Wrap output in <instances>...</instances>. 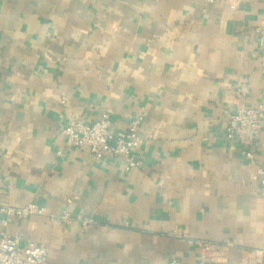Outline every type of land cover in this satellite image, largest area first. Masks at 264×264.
<instances>
[{
	"label": "crops",
	"instance_id": "obj_1",
	"mask_svg": "<svg viewBox=\"0 0 264 264\" xmlns=\"http://www.w3.org/2000/svg\"><path fill=\"white\" fill-rule=\"evenodd\" d=\"M260 25L264 0H0V207L43 209L0 234L46 264H199V239L264 264V122L252 158L225 133L264 102ZM105 112L114 135L143 116L140 167L66 145Z\"/></svg>",
	"mask_w": 264,
	"mask_h": 264
},
{
	"label": "built area",
	"instance_id": "obj_2",
	"mask_svg": "<svg viewBox=\"0 0 264 264\" xmlns=\"http://www.w3.org/2000/svg\"><path fill=\"white\" fill-rule=\"evenodd\" d=\"M256 39L260 48L264 49V25L255 28ZM247 87L241 88L246 91ZM229 122L225 127V133L230 140L244 142L250 146L247 152L249 158L253 157V149L257 145L264 122V102L253 107H243L237 112L228 113ZM142 115L136 116L129 128L120 134L114 135L111 131V119L108 113H103L92 124H86L80 119H73L62 129L67 146L80 147L89 150L96 159H100L107 153L120 158L123 167L131 170L141 166V160L136 157L135 151L143 143L140 135ZM61 153V151L59 152ZM257 173L261 181V193L264 196V168H258ZM70 201V200H69ZM3 214L2 223L7 227L14 218H25L32 214L42 213L43 209L36 204L24 207L1 206ZM65 221H70V216L65 213ZM94 222L91 218L82 220L83 227H88ZM201 251L199 264H208L214 245L206 240H189ZM226 245L231 246V243ZM257 257L264 256V250L255 252ZM47 249L44 244L30 241L21 247L18 240L12 237L6 230L0 234V264H46ZM171 264H178L172 261Z\"/></svg>",
	"mask_w": 264,
	"mask_h": 264
}]
</instances>
